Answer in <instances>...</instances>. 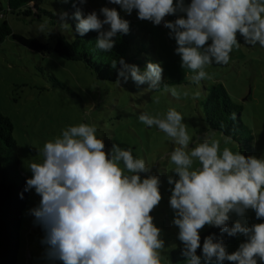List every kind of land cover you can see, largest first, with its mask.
<instances>
[{
  "label": "clouds",
  "instance_id": "clouds-1",
  "mask_svg": "<svg viewBox=\"0 0 264 264\" xmlns=\"http://www.w3.org/2000/svg\"><path fill=\"white\" fill-rule=\"evenodd\" d=\"M67 2V0H65ZM73 14L76 33L84 36L98 32L96 48L113 50L118 35L130 31L129 21L115 7L103 6L99 13L86 15L87 0ZM138 19L154 26L163 24L175 40V53L180 66L193 73L190 80L199 85L211 79L206 70L213 63L227 64L234 48L245 44L264 48V0H108ZM176 16L175 20L166 17ZM68 13H58V24L69 27ZM47 22L37 32L47 33ZM119 64V67L117 65ZM117 70V83L131 79L137 86L147 84L157 89L163 81V68L158 62H147L143 70L127 63L123 57L111 60ZM164 89L179 100L176 87ZM184 97L197 100L198 90L183 92ZM158 102V101H157ZM235 119V114H233ZM139 121L156 127L174 145L167 155L174 165L167 177L170 188L169 206L174 212L172 224L178 228L185 264H264V222H244L248 210L257 220L264 218V156L221 150L220 141L205 139L189 147L192 137L184 117L175 108L153 115L142 112ZM227 139L225 143H227ZM41 159L31 162V176L25 191L33 190L40 197L29 210L34 225L44 236L45 259L62 264H161L165 241L151 213L162 200L161 180L151 174V166L135 157L131 147L113 143L106 150L95 125L79 123L64 127L60 134L38 149ZM122 165V166H121ZM198 165V166H197ZM142 173H149L141 176ZM23 198V194H21ZM236 219L232 226L229 221ZM219 228L228 236L242 234L246 239L232 252L222 239L210 234L203 240L205 226Z\"/></svg>",
  "mask_w": 264,
  "mask_h": 264
},
{
  "label": "rangeland",
  "instance_id": "rangeland-1",
  "mask_svg": "<svg viewBox=\"0 0 264 264\" xmlns=\"http://www.w3.org/2000/svg\"><path fill=\"white\" fill-rule=\"evenodd\" d=\"M36 4L40 9L28 15H16L7 10V0H0V23L6 20L13 32L51 45L59 35L67 30L71 32L68 17L69 27L66 29H62L57 21L59 12L72 11L73 0H36ZM75 6L80 7L79 4ZM103 6L121 10L119 5L109 4L108 0H87L83 12L85 15L93 10L99 13ZM130 16L138 39L150 55L156 56L167 77L188 82L170 86L181 93L179 100L165 89H148L147 84L137 86L131 79L126 84L98 81L83 62L68 60L53 51L40 53L28 49L9 36L0 42V112L12 123L18 168L26 179L31 176L28 164L41 159L38 149L69 125H95L98 137L104 139L106 150H110L113 143L125 149L131 147L135 157L144 159L151 166L150 173L160 177L162 200L151 215L165 241L161 264H171L169 252L181 244L178 228L172 224L174 212L169 206L170 188L174 185L167 182V177L174 175L170 172L174 165L170 164L167 155L176 145L165 133L144 125L138 117L142 112L156 115L175 108L183 115V123L192 137L190 148L210 138L220 141L221 150L229 147L233 152L264 156V48L259 44H245L238 36L240 47L230 53L229 63L211 64L206 69L211 79L203 80L206 85L223 83L232 99L243 106V120L253 134L251 148L244 150L220 132L204 129V122L196 109L197 103L201 106L198 102L201 94L197 100L183 96L185 91L200 92V84L191 82V70L181 68L180 57L175 53L176 43L169 37V30L163 24L154 26L150 21L138 19L135 10ZM166 19L175 20L176 16ZM45 22L50 31L37 32L38 25ZM148 174L142 173L141 176ZM39 201V195L34 189L30 190L29 202L22 215L17 264H62L44 257L46 246L41 243L44 232L39 225H34V217L29 212ZM236 219L239 217L233 214L230 221L234 223ZM243 220L248 225L264 222V218L257 220L252 210L247 211ZM207 227L211 226L206 225L200 233ZM243 239L245 237L238 234L231 251H235Z\"/></svg>",
  "mask_w": 264,
  "mask_h": 264
},
{
  "label": "trees",
  "instance_id": "trees-1",
  "mask_svg": "<svg viewBox=\"0 0 264 264\" xmlns=\"http://www.w3.org/2000/svg\"><path fill=\"white\" fill-rule=\"evenodd\" d=\"M36 9H40L36 0H7V10L16 15H28ZM76 10L77 7L73 6L72 11L68 13L71 32L67 30L65 34L59 35L52 45L13 32L6 20L0 23V42L10 36L12 40L28 49L40 53L53 51L68 60L81 61L96 80L103 82H117V70L111 67L113 59L119 61V58L123 57L127 63L136 64L141 70L149 61L158 62L156 56L150 55L146 46L138 39L130 15L118 10L120 15L129 21L130 31L114 38L116 43L112 51L102 52L96 48L98 32L89 31L84 36L76 33L77 21L73 18ZM181 83L188 82L168 78L166 72L163 71V81L157 90H163L164 85L172 86ZM205 83L203 80L200 83L199 90L202 98L198 102L201 103V106L197 103L196 107L204 122V129L218 131L223 136L237 142L244 150L250 149L253 134L243 120V106L237 100L232 99L223 83L216 82L209 85ZM233 114H235V119L232 118ZM12 130L10 119L0 112V264H17L18 262L22 215L29 202V191H25L26 178L18 168V151ZM21 194H23V198H21ZM232 224L233 222L229 221L230 227ZM213 233L218 239H222L227 250L232 252L231 248L235 246L238 235L221 234L219 228L211 226L200 233L201 248L197 249V255L202 253L204 238ZM182 248L181 243L170 250L171 264H185ZM56 262L62 263L58 260ZM201 264H204L203 260ZM223 264H233V262L224 261ZM258 264H260L259 261Z\"/></svg>",
  "mask_w": 264,
  "mask_h": 264
}]
</instances>
